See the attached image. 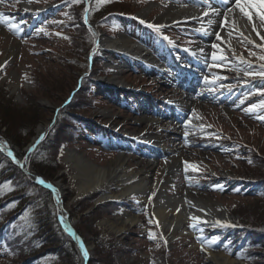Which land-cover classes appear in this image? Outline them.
I'll use <instances>...</instances> for the list:
<instances>
[{
	"label": "rangeland",
	"instance_id": "1",
	"mask_svg": "<svg viewBox=\"0 0 264 264\" xmlns=\"http://www.w3.org/2000/svg\"><path fill=\"white\" fill-rule=\"evenodd\" d=\"M23 1L33 4L37 11L25 12ZM113 1L101 0L108 3L107 8L131 15L134 13V17L117 16L136 27L132 28L133 34H129L130 36L128 31L119 29L117 21L107 29L96 21L92 24V29L89 28L83 16L86 6L83 4L84 7H81L78 2L80 5L73 7L77 4L74 0H0V13L4 14L5 21L0 23V58L5 57V53L9 55L0 65V101L7 100L6 107L10 105V110L26 115L32 110V105L29 104L31 100L27 101L28 98L33 99L31 103L36 102L40 107L31 116H34L30 120L33 126L27 132V137H23L29 140L22 149L34 138L40 123L50 122V114L59 107L60 102L70 99L68 89L74 86V82L75 88L80 82L86 84L84 87H78L81 95H85L88 102L92 103L90 110L85 113L86 118L99 122V125L103 126L100 129L110 131L115 138L108 141L102 131L91 137L92 139L85 133L76 137L65 134L61 138L63 145L59 163L63 167L52 177L64 187L62 208L69 213L74 198L92 193L77 189L79 181L74 176L77 172L65 158L67 150L78 151L87 160L99 165H105L108 160L120 154L126 157L131 169L145 167L154 183L167 181L162 190L169 196L178 194L185 197L188 204L186 209L191 210L196 206L189 201L192 197L196 201H205L218 211H226L229 217L210 220L206 214L200 216L188 213L186 218L183 217L184 222L180 223V229L174 232V239L167 242L160 230L157 215L154 214L155 202L159 200L156 195L149 194L142 199L131 193L119 196L118 199H122L124 205L121 200L107 199L119 205L111 211H102L89 228L96 229L103 237L109 238L106 244L115 252L117 263L160 264L161 261L163 264H222L220 256H226L235 260V264H251L237 256L235 250L224 248L225 239L214 244L208 238L200 239L202 233L199 231L202 229L198 226L210 230L206 235L209 237L223 228L230 227L232 222L240 217L241 211H248L261 202L256 198L231 193L230 189L245 175L242 174V167L238 170L237 159L246 158V155L253 151L263 154L264 158V120L260 119L264 117L261 112L264 110V104L261 107L260 99L264 98V76L255 75L257 72L250 71L245 66L247 62L252 61L257 63L258 68H262L264 60L259 57L264 56V47H260L264 44L253 43L241 34L231 40L234 50L211 41L204 51L206 59L202 71L199 72L201 75L188 81L189 85L186 82L177 84L168 80L165 73L146 72L141 65L127 67L123 64L125 60L117 53L118 49L114 54L117 58H114L95 38H116L119 34H124L133 42L135 37L144 31L152 38V50L154 45L159 43L166 53L169 44L178 46L176 39L190 46L195 45L202 39L191 29H182L181 26L176 28L172 23L155 21L165 10L160 4L184 3L180 0H118L116 2L120 4V8H114L111 6ZM150 2L155 5L147 8L145 15H139L138 12L148 7ZM66 3V7L63 6ZM136 18L141 20V24L135 25ZM87 21L90 22L88 18ZM80 23L86 28L84 30L91 34L90 40L88 34L80 30ZM12 24L16 25L18 31L9 30ZM88 52H91L92 58L93 54L99 55L98 69L101 71L97 74L112 77L114 67L120 65V71L116 75L120 81L127 83L125 94L132 96L131 99L119 98L115 92L111 97H105L92 86L93 82H86L87 71L82 64ZM171 54L179 55L175 58L181 57L177 51H172ZM128 59L132 62L134 60ZM226 67L232 70L225 69ZM233 67L244 69L253 75L245 76L242 72L234 71ZM93 77L98 78L97 75ZM89 84L91 88H88ZM138 96L143 98L141 104L136 100ZM162 100L186 102L189 106L179 113L169 104L161 105ZM157 103L160 107H157ZM40 109L46 110V115L42 116ZM2 112L0 110V129L14 127L12 120L3 115L7 111ZM26 115H19L16 123L24 125L28 122ZM142 115H149L156 119V122L142 121L139 119ZM177 115L180 118H177ZM139 129L158 136L164 143L165 153L155 147L157 145L153 142L134 136L132 132ZM120 138L122 140H119ZM0 140L3 141L1 138ZM129 141H132L131 144H128ZM171 157H178L179 162L171 173H166V162ZM222 180L226 188L217 186ZM107 184L98 189L100 193H119L122 190L120 186ZM96 198L92 200L91 205L73 217L77 224L80 223L88 239L86 245L89 246V254L92 253L93 258L98 256L97 247L91 239L90 231L80 221L83 215L93 209ZM122 212L134 217L136 221L121 224L120 220L124 218ZM105 220L122 229L118 232L110 229ZM232 242L236 244L239 240L234 239ZM127 247L132 251H126ZM0 252H4V249H0Z\"/></svg>",
	"mask_w": 264,
	"mask_h": 264
},
{
	"label": "trees",
	"instance_id": "2",
	"mask_svg": "<svg viewBox=\"0 0 264 264\" xmlns=\"http://www.w3.org/2000/svg\"><path fill=\"white\" fill-rule=\"evenodd\" d=\"M74 1L77 4H74L73 7L80 4L82 7L84 4L83 0ZM116 1L118 0H114L111 6L120 8V4ZM88 2L87 16L90 23H95L96 21L101 27H106L105 29L109 28L114 21L120 24L117 16L122 11L107 8L108 3H103L101 0H88ZM66 5L67 3L63 6L66 7ZM81 26L80 30L88 34L90 40L91 34L88 30H84L86 28L82 24ZM81 52H85V50H81ZM90 54L91 52L86 54V57H84L85 62L82 64V67L87 71L85 79L87 78L86 82L88 83L93 82V79L90 78L92 75L101 71L98 69L99 58L97 60V57L99 55L93 54V61L90 63L88 59ZM77 64L79 65L80 63ZM250 68L257 73L264 71V68H257V66L253 65ZM84 85L86 84H81L82 87ZM92 86L97 88L94 82ZM88 88H91V84H89ZM74 89L75 82L74 86L69 88L68 91ZM260 99L262 107L264 104L262 99L264 98ZM30 100L33 102V99H27V101ZM62 101L57 111L51 112L49 121L53 117L52 125L48 129L44 139L32 149L28 162V168L39 173L48 182H53L54 177L52 175H55L56 171L63 167L59 163V160L63 145L61 138L65 134L70 137H76L79 134L85 133L89 138V136L99 133V122L86 118L87 114L85 113L90 110L89 107L92 106V103L88 102L85 95H81L80 89L74 91L67 102L64 100L62 103ZM6 102L8 103L7 100L0 101V110L1 112L7 111L3 115L8 120H12L14 127H7L6 130L0 129V138L20 161L25 155V149H22V147L29 140V138L23 139V137H27V132L33 126L30 120L34 116L32 118L31 116L40 107L36 102H30L29 104L32 105L30 109L32 110L28 111L29 114L26 115L16 110H10V105L5 106ZM40 111L43 112L42 116L47 113L44 109H40ZM261 112L264 113V110ZM19 115H22V117L26 115L29 118V123L25 122L24 125L17 124L16 119ZM103 135L106 137L108 133L104 132ZM107 138L110 139L111 137L108 136ZM112 138H115V136L113 135ZM237 161L238 170H241L242 167V174L252 179L253 182L238 183L232 186L230 192L241 197L256 198L261 202L248 211H241L239 213L240 217L233 221L230 227H226L227 229L223 228L220 232L209 237H206V235L211 231L198 226V228L202 229L199 231V233H202L199 237L202 240L208 238L213 241V244L225 239L224 248H229L230 251L235 250L237 256L251 264H264L263 154L261 155L259 152L253 151L247 154L246 158L237 159ZM64 176L62 177L63 179H65ZM217 186L219 188H226L223 180L218 182ZM99 193L100 190L92 192L89 195L74 198L70 204V223L85 243H88V239L80 227V223L77 224L73 220V217L76 213L83 211L91 205L92 200ZM94 204L93 209L83 215L80 221L90 231L91 239L95 242L98 253L96 258L92 257V253L89 254L86 260L77 242L60 223L52 192L29 179L20 167L0 150V249H4V252H0V264H119L116 262L115 252L107 247L106 241L109 238L103 237L96 229L92 230L89 228L94 224L102 211H111L113 207L115 209L117 203L106 200ZM192 226L195 227L194 225ZM234 239H238L239 243L235 244L232 242ZM126 251L131 252L132 249L127 247ZM152 261L157 263L154 259ZM159 262L163 264V262Z\"/></svg>",
	"mask_w": 264,
	"mask_h": 264
},
{
	"label": "bare ground",
	"instance_id": "3",
	"mask_svg": "<svg viewBox=\"0 0 264 264\" xmlns=\"http://www.w3.org/2000/svg\"><path fill=\"white\" fill-rule=\"evenodd\" d=\"M187 3L177 4V3H167L160 4L165 7V10L159 14L155 21L158 23H172V24H190L199 27L202 31V41H198L196 45L189 47V51L193 53L196 57H205L203 50L210 45L211 41H215L218 44L226 46L230 50H234V45L231 42L232 38L238 34H242L247 40L257 43L264 44V40L261 39L264 36V27L261 26V21L259 17L255 16L253 11V21L248 22L247 18L244 17L238 9L235 8V0H227L226 5H222L217 0L218 5L212 2V5L219 10V15H214L211 13L210 9L204 5H193L189 0H185ZM258 3H264V0H258ZM153 3H149L148 7L138 12L139 15H145L146 9L154 6ZM22 6L24 10H28L29 13H34L37 11L33 4H29L28 1H23ZM232 8L233 11L229 12L228 9ZM209 12V15L204 16V12ZM27 12V11H26ZM227 17V19H226ZM213 20L211 25L208 24V20ZM253 23L256 25V30L253 31ZM165 25V24H164ZM203 29V30H202ZM259 32V35H257ZM217 33H219V39L217 38ZM98 37V36H97ZM100 44L104 45L106 51L108 49H118L121 52L127 53L129 58L137 60H145V62H150L153 65H161V62L157 60L154 55H151L146 48L137 43L131 42L126 35L119 34L116 38H97ZM174 47H177L173 45ZM5 57L0 58V65L5 61L9 55L5 53ZM120 65L115 66L113 69L114 76L112 80L117 84L121 83L120 79L116 74L120 71ZM202 70V66L198 68V71ZM177 108L183 110L185 107L189 106V103H176ZM142 121L156 122V119L150 117L149 115H142L140 118ZM139 121V120H138ZM46 124L40 123L36 128V134L34 139L39 138L45 131ZM134 136L149 140L156 144L158 149L162 150L163 153L166 151L163 141L155 135L147 134L142 129L132 132ZM66 160L72 163V167L76 170L75 178H78L79 185L78 190L84 192H95L100 189L105 184L111 186H120L122 189L119 193L104 192L97 200H107L113 199V201L118 200L119 196H124L126 194H136L140 198H145L149 194L156 195L159 200L155 202L154 214L157 215V219L160 225V230L167 242H171L176 230L180 229V223H183L186 215L188 213L204 216L202 214L208 215V219H221L229 217L225 211H218L214 207L209 206L205 201L198 200L190 197V202L194 206L191 210L186 209L188 204L186 203L185 197L178 196V194L167 195L164 190L167 181L154 183L150 179L149 174L145 167L139 168L137 170L131 169L130 164H128L127 159L123 155H116L114 158L108 160L105 165H99L87 160L83 154L78 151L69 149L66 151ZM179 162L178 157H171L167 159L164 171L166 173H171ZM130 169V170H129ZM62 185L56 188V193L59 197H63ZM199 199V198H198ZM121 202L122 199H120ZM179 209V211H177ZM62 215L66 216V211L62 208ZM124 218L120 220L123 223H134L136 219L134 217L128 216L126 213ZM116 218H118L116 216ZM120 218V217H119ZM105 222H107L105 220ZM110 229L114 231H120L122 227L116 226L114 223L107 222ZM89 246L86 247V250ZM222 264H235L236 261L230 257L220 256Z\"/></svg>",
	"mask_w": 264,
	"mask_h": 264
},
{
	"label": "snow or ice",
	"instance_id": "4",
	"mask_svg": "<svg viewBox=\"0 0 264 264\" xmlns=\"http://www.w3.org/2000/svg\"><path fill=\"white\" fill-rule=\"evenodd\" d=\"M201 2L210 9L212 14H214V15H219L220 14L219 10L212 5V0H201ZM220 3L222 5H226L227 4V0H220ZM235 8L238 9L239 12L244 17L247 18L248 22H252L253 21V19H254L253 11H254L255 12V16L259 17V19L261 21V26L264 27V3H258V0H235ZM85 11H87V9ZM228 11L232 12L233 9L229 8ZM208 15H209V12H207V11L204 12V16L207 17ZM3 16H4V14L0 13V23L5 22L3 20ZM226 19H227V17H226ZM212 23H213V20L209 19L208 20V24L211 25ZM9 30L10 31H18V28L16 27L15 24H12V25H10ZM255 30H256V25L253 23V31H255ZM257 35H259V32H257ZM217 38L218 39L220 38L219 37V33H217ZM261 39L264 40V36H262ZM213 47H216V45H213ZM260 47H264V45H260ZM213 58H215V54H213ZM259 59L264 60V56L259 57ZM261 67L264 68V65H262ZM245 75H253V74L249 73V72H245ZM255 75L264 76V71H261L259 73H255ZM253 107H256V106L253 105ZM260 119L264 120V117H260ZM43 139H44V135H41L39 137V139L36 141V143L38 144ZM3 143L4 142L0 141V147L3 146ZM34 147H35V144L33 145V148ZM29 151L31 152L32 148H30ZM8 154L10 156L12 155L11 152H9ZM26 159H27V157H26ZM37 180L41 184L45 183V181L42 178H40V177H37ZM177 211H179V209ZM194 219H196V218H194ZM66 230L67 231H71V229L67 228V227H66ZM150 238H151V234H150ZM81 250L83 252V255L85 257H87L88 253H87V250L83 248V245H81Z\"/></svg>",
	"mask_w": 264,
	"mask_h": 264
},
{
	"label": "water",
	"instance_id": "5",
	"mask_svg": "<svg viewBox=\"0 0 264 264\" xmlns=\"http://www.w3.org/2000/svg\"><path fill=\"white\" fill-rule=\"evenodd\" d=\"M51 125V123H48V124H46V128H45V131L42 133V135H44L45 136V134H46V132H47V130H48V128H49V126ZM39 138H37V140H38ZM36 140V141H37ZM3 151H5V152H7V154L9 153V152H11L10 151V149L9 148H7L6 146L5 147H3V149H2ZM12 153V152H11ZM29 154H30V151L28 150L27 152H26V155H25V157H24V159L21 161V162H19V161H17L16 160V158L13 156V154L10 156L9 154V156L14 160V162L28 175V176H30V178L32 179V180H34V181H36V182H38V180H37V177H40V178H42L41 177V175H39V174H37V173H34V172H32V171H30L29 169H28V160H29ZM26 157H27V159H26ZM43 179V178H42ZM39 183V182H38ZM39 184H41V183H39ZM42 186H44V187H46V188H48V189H50L51 190V192H52V194H53V198H54V200H55V202H56V207H57V212H58V217H59V219L61 220V222H63V226H65V227H67V228H70L71 229V231H68V233L77 241V244L79 245V247L81 248V245H83V248H85V245H84V243H83V241H82V239H81V237L78 235V233L76 232V230L73 228V226L69 223V221H68V217H67V215H68V213H67V215L66 216H63L62 215V205H63V197H59V195H57V193H56V188L59 186V185H61V183H59L58 181H55L54 183H49V182H46L45 181V183L44 184H41ZM51 186V187H50ZM101 196V195H100ZM99 196V197H100ZM98 199V198H97ZM95 200V203L96 202H99V200ZM102 200H104V199H102ZM101 201V200H100ZM226 212V211H225ZM87 258V257H86Z\"/></svg>",
	"mask_w": 264,
	"mask_h": 264
}]
</instances>
